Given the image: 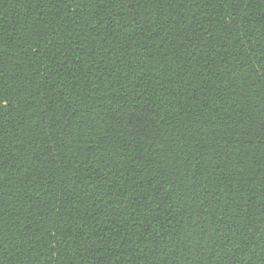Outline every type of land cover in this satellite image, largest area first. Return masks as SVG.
Masks as SVG:
<instances>
[{"label": "trees", "instance_id": "16d2710c", "mask_svg": "<svg viewBox=\"0 0 264 264\" xmlns=\"http://www.w3.org/2000/svg\"><path fill=\"white\" fill-rule=\"evenodd\" d=\"M0 264H264V0H0Z\"/></svg>", "mask_w": 264, "mask_h": 264}]
</instances>
